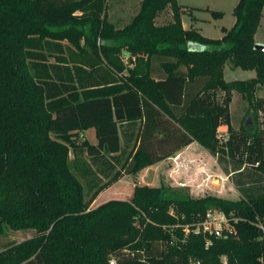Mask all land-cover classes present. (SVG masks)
Here are the masks:
<instances>
[{"label": "trees", "instance_id": "1", "mask_svg": "<svg viewBox=\"0 0 264 264\" xmlns=\"http://www.w3.org/2000/svg\"><path fill=\"white\" fill-rule=\"evenodd\" d=\"M108 10V0H0V236L36 231L0 249V264H264V120L236 130L231 113L239 94L264 119V0H239L220 39L185 29L201 9L178 0H140L122 28ZM226 65L256 77L227 81ZM193 142L243 177L240 200L136 185L131 199L91 208ZM211 210L236 233H195Z\"/></svg>", "mask_w": 264, "mask_h": 264}, {"label": "rangeland", "instance_id": "2", "mask_svg": "<svg viewBox=\"0 0 264 264\" xmlns=\"http://www.w3.org/2000/svg\"><path fill=\"white\" fill-rule=\"evenodd\" d=\"M179 4L184 6L185 9L199 8L201 10H194L192 16L185 14L183 16V24L187 28L193 24L199 32L209 38L220 39L224 36L222 29L225 27L231 29L235 22L234 8L239 0H178ZM108 16L111 22L117 27L122 28L132 21V19L139 13L140 0H108ZM223 12L224 16L221 19H216L212 16L210 11ZM264 13V12H263ZM172 18L170 10H166L158 19V24H164ZM257 44L264 45L261 41L264 40V16L258 30ZM229 66V67H228ZM226 68V80H249L248 73L242 69H232L230 65ZM259 97L264 96L263 90L257 93ZM232 124L236 130L241 127H258L261 115L258 117L252 113L251 106L239 94L234 95L231 105ZM260 119V120H259ZM84 138L90 143H96V135L93 129L84 133ZM196 150L193 149V154ZM199 155V154H196ZM74 156L71 154V158ZM216 159V158H215ZM208 160H179L174 158L172 161H166L161 167H154L150 170L144 169L136 176L126 175L122 180L114 184L109 190L103 192L99 198L92 204L91 208H96L100 204L107 202L111 199L129 200L133 196L136 185L147 184L149 186H170L173 188H183L190 192L191 196L195 198L218 196L229 200H240L242 192L235 186L234 178L239 177L228 176V179L222 176L223 173L221 165L217 162H207ZM211 161V160H210ZM217 161V160H216ZM227 165L230 169L232 165L227 161L222 166ZM177 168L175 180L170 179L169 170ZM206 168L210 171L207 174ZM226 175V174H225ZM205 177V178H204ZM105 179H103V182ZM246 181L243 177L239 178V183L242 188L245 186ZM253 186V185H251ZM257 189V188H256ZM36 231L33 229L28 230H10L4 237L0 236V249H3L8 242H22L27 239L33 238ZM113 258H110V262Z\"/></svg>", "mask_w": 264, "mask_h": 264}, {"label": "crops", "instance_id": "3", "mask_svg": "<svg viewBox=\"0 0 264 264\" xmlns=\"http://www.w3.org/2000/svg\"><path fill=\"white\" fill-rule=\"evenodd\" d=\"M179 3V2H178ZM264 12V11H263ZM263 16H264V13H263ZM263 16H262V19H263ZM182 22H183V17H182ZM183 26H184V28L185 29H189V28H187L184 24H183ZM190 27H192V28H195V27H193V24H191L190 25ZM225 28V27H224ZM197 29V28H196ZM227 29V28H226ZM259 30V29H258ZM258 31H257V34H256V36H255V40H256V42L257 43H259L260 41L258 40ZM222 38V37H221ZM262 43H264V40H262L261 41ZM227 66L228 65H226L225 66V70H224V73H225V79H226V68H227ZM229 67V66H228ZM231 68V67H230ZM237 69H240V68H237ZM245 72H247L248 74V78L249 79H252V78H255L256 77V72L255 71H245ZM263 92H264V89H263ZM262 98H264V96L262 97ZM233 99H234V97H233ZM232 105V104H231ZM193 149L194 150H196L195 152V154H193L192 152H193ZM196 154H199V155H196ZM174 158H178L179 160H187V161H192V160H201V159H204V160H208L209 161V164H210V162H215V163H217V161H216V159H215V157H213L207 150H205L203 147H201L197 142H193V143H191L190 145H188V146H186V147H184L183 149H181L180 151H178L177 153H175L172 157H170V158H168V159H166V160H163V161H161V162H159V163H157V164H155V165H153V166H151V167H149V168H147V170H150V169H152V168H154V167H161L162 165H164V163H166V161L168 160V161H172ZM211 160V161H210ZM207 161V162H208ZM176 172H177V168L174 166V168L172 169L171 168V170H169V177H171L170 179H173V180H175V179H177L176 178ZM206 172H207V174H210V171L208 170V168H206ZM222 174V176H224V177H226L227 179H228V175H225V173L223 172V173H221ZM124 178V177H123ZM205 178V177H204ZM122 180V179H121ZM139 185H147V184H139ZM107 190H109V189H107ZM106 190V191H107ZM105 192V191H104ZM103 193V192H102ZM101 193V194H102ZM100 194V195H101ZM99 195V196H100ZM99 198V197H98Z\"/></svg>", "mask_w": 264, "mask_h": 264}, {"label": "built area", "instance_id": "4", "mask_svg": "<svg viewBox=\"0 0 264 264\" xmlns=\"http://www.w3.org/2000/svg\"><path fill=\"white\" fill-rule=\"evenodd\" d=\"M258 228L261 231L262 239L264 240V224L263 223L259 224ZM193 231L197 234H202L204 236H215V237H223L225 233L228 234L236 233L234 228L230 225L227 215L218 210L209 211L206 214L204 221L197 224ZM187 232H189L188 229ZM110 263L117 264L115 259H113ZM221 264H228L227 259L223 258Z\"/></svg>", "mask_w": 264, "mask_h": 264}, {"label": "water", "instance_id": "5", "mask_svg": "<svg viewBox=\"0 0 264 264\" xmlns=\"http://www.w3.org/2000/svg\"><path fill=\"white\" fill-rule=\"evenodd\" d=\"M255 49H256V50H261V51L264 52V45L256 44V45H255Z\"/></svg>", "mask_w": 264, "mask_h": 264}]
</instances>
